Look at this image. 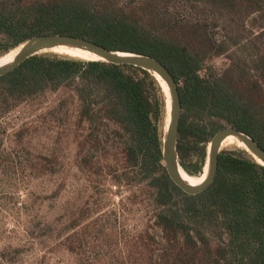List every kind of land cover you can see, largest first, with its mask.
<instances>
[{
    "label": "trees",
    "instance_id": "trees-1",
    "mask_svg": "<svg viewBox=\"0 0 264 264\" xmlns=\"http://www.w3.org/2000/svg\"><path fill=\"white\" fill-rule=\"evenodd\" d=\"M56 33L147 54L169 69L188 174L203 173L209 141L225 126L264 148V0H0V55ZM220 55L228 64L217 70L211 60ZM48 95L72 117L76 164L89 182L110 175V187L146 193L144 264H264V165L243 148L222 149L211 183L184 192L164 166L167 97L153 74L37 53L0 75V119Z\"/></svg>",
    "mask_w": 264,
    "mask_h": 264
},
{
    "label": "rangeland",
    "instance_id": "rangeland-1",
    "mask_svg": "<svg viewBox=\"0 0 264 264\" xmlns=\"http://www.w3.org/2000/svg\"><path fill=\"white\" fill-rule=\"evenodd\" d=\"M211 64L221 70L228 59ZM56 99L33 98L0 119V264H144L146 193L110 187V175L89 182Z\"/></svg>",
    "mask_w": 264,
    "mask_h": 264
},
{
    "label": "water",
    "instance_id": "water-1",
    "mask_svg": "<svg viewBox=\"0 0 264 264\" xmlns=\"http://www.w3.org/2000/svg\"><path fill=\"white\" fill-rule=\"evenodd\" d=\"M20 45H18L20 49L15 53L12 61L0 66V75L14 68L29 56L41 52H52L50 50L58 46H68L87 50L97 54L100 57V59L97 60L116 64H129L145 69L153 75L155 73L158 74L165 82L168 90V96L166 95L167 119L162 140L163 162L170 179L186 193H197L211 183L217 170L218 154L221 150L220 145L229 135L235 136L244 144L245 150L248 151L257 162L264 165V148L257 144L249 134L233 126H225L217 130L209 141L205 164L206 173L203 180L198 184H190L180 176L178 170V168L181 167L177 154V134L181 115V100L178 85L169 69L159 59L142 53L110 50L97 42L71 34H39L27 39Z\"/></svg>",
    "mask_w": 264,
    "mask_h": 264
},
{
    "label": "bare ground",
    "instance_id": "bare-ground-1",
    "mask_svg": "<svg viewBox=\"0 0 264 264\" xmlns=\"http://www.w3.org/2000/svg\"><path fill=\"white\" fill-rule=\"evenodd\" d=\"M20 46L14 48L12 50H9L8 52L4 53L3 55H0V66L12 61L15 53L20 49ZM50 51L55 52V53L66 54V55H70V56L78 57V58H82V59H94V60L100 59V57L93 52L83 50V49H79V48L68 47V46H58V47L52 48ZM154 75L159 80V82L161 83V85L163 87V90L165 91L166 95L168 96V90H167L165 82L160 78V76L158 74L155 73ZM168 108H169V97H168ZM231 146H237L239 148H245L244 144L242 142H240L235 136L229 135L222 141L220 148L221 149L229 148ZM178 170H179L180 176L190 184L200 183L203 180L205 173H206V167L204 170V174L202 176H199V177H194V176L189 175L181 167H179Z\"/></svg>",
    "mask_w": 264,
    "mask_h": 264
}]
</instances>
